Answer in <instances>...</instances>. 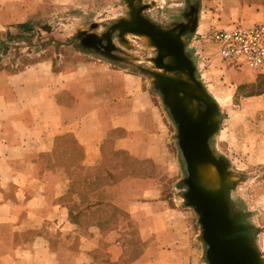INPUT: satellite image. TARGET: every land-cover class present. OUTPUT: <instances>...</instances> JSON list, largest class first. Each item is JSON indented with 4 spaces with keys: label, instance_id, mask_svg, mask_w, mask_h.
Instances as JSON below:
<instances>
[{
    "label": "crops",
    "instance_id": "0c3cea01",
    "mask_svg": "<svg viewBox=\"0 0 264 264\" xmlns=\"http://www.w3.org/2000/svg\"><path fill=\"white\" fill-rule=\"evenodd\" d=\"M82 1L0 0V36ZM201 4V38L215 25L264 21V0ZM119 41L105 54L62 44L17 69L3 58L0 264H208L193 211L168 193L167 113ZM225 65L222 79L241 92L233 116L243 119L249 167L264 168V70ZM254 191L264 250V184Z\"/></svg>",
    "mask_w": 264,
    "mask_h": 264
},
{
    "label": "rangeland",
    "instance_id": "374dc122",
    "mask_svg": "<svg viewBox=\"0 0 264 264\" xmlns=\"http://www.w3.org/2000/svg\"><path fill=\"white\" fill-rule=\"evenodd\" d=\"M91 1L84 0L71 7L51 9L42 19L22 24L26 27L20 25L13 31L4 32L0 36V65L5 55H8L11 57L9 65L14 69L20 68L30 61L56 53L62 44H75L86 49L88 45L82 40L92 33L99 35L104 45H107L106 34H109L118 44L120 37L126 39L128 44L125 45L124 51L128 55L138 56L141 63L145 65V76L151 81V88L158 95L167 113L170 143L175 153V160L171 166L173 174L169 176V196L173 201L193 211L194 231L207 259V245L203 239L200 215L194 207L189 205L185 197L187 191L185 179L188 171L179 145L178 126L162 94L155 86L153 73L161 71L153 61L157 55V49L146 36L125 31L122 26L123 22L131 21L134 15L140 14L156 27L177 28L180 24L188 22L191 7L197 8L195 16L198 22L201 13L206 14L202 12L201 0H135L134 3L130 0H95V3L90 4ZM211 18L216 19V16L212 14ZM222 26H212L211 30ZM203 34L205 33L197 32V27L196 30L187 32L184 36V46L187 55L196 66V77L206 90L215 98L217 89H223L221 93H217V101L220 103H218L219 127L222 125L224 135L214 134L209 139V145L212 153L226 162L222 174L228 182L232 206L253 227L255 244L264 259V250L261 248L262 239L259 235L261 226L254 222L256 219L252 215L255 210L251 207L254 189L264 184V168L249 167L248 137L239 127L243 119H236L233 116L239 110L241 92L233 94V84L222 79L223 69L225 71V68L231 67H227L217 57L212 43L203 41L201 38ZM100 51L102 54L108 52L105 47H102ZM6 61L8 62V59ZM189 106L197 113L200 103L189 101ZM212 166L214 174H217L219 167L215 164Z\"/></svg>",
    "mask_w": 264,
    "mask_h": 264
},
{
    "label": "water",
    "instance_id": "95a60500",
    "mask_svg": "<svg viewBox=\"0 0 264 264\" xmlns=\"http://www.w3.org/2000/svg\"><path fill=\"white\" fill-rule=\"evenodd\" d=\"M196 14L197 8L191 7L188 22L177 28L156 27L140 14L122 26L125 31L146 36L158 51L153 61L161 71L153 73L155 86L178 126L179 145L188 171L185 197L200 215L209 264H264L255 244L253 227L232 206L228 182L222 174L226 162L217 158L209 145V139L219 129L218 101L196 77V66L184 46L185 34L196 30ZM93 36L106 49L112 42L106 34L107 45H104L95 33L87 35L82 42L97 47ZM189 101L200 103L197 113L190 109ZM204 161L219 167L217 174L213 166L212 175L205 174V178L215 181L214 187L200 179V164Z\"/></svg>",
    "mask_w": 264,
    "mask_h": 264
},
{
    "label": "built area",
    "instance_id": "2783aa9c",
    "mask_svg": "<svg viewBox=\"0 0 264 264\" xmlns=\"http://www.w3.org/2000/svg\"><path fill=\"white\" fill-rule=\"evenodd\" d=\"M202 39L215 46L216 55L223 63L264 70V21L231 22L212 29Z\"/></svg>",
    "mask_w": 264,
    "mask_h": 264
},
{
    "label": "bare ground",
    "instance_id": "6f19581e",
    "mask_svg": "<svg viewBox=\"0 0 264 264\" xmlns=\"http://www.w3.org/2000/svg\"><path fill=\"white\" fill-rule=\"evenodd\" d=\"M205 174L212 175V165L207 161H204L200 164V179L204 184L208 186H216L215 181L213 182V180H208L207 178H205Z\"/></svg>",
    "mask_w": 264,
    "mask_h": 264
},
{
    "label": "flooded vegetation",
    "instance_id": "af4514ba",
    "mask_svg": "<svg viewBox=\"0 0 264 264\" xmlns=\"http://www.w3.org/2000/svg\"><path fill=\"white\" fill-rule=\"evenodd\" d=\"M93 41L96 43V38H95L94 36H93ZM96 45H97V47H101V48H102V46H101V45L99 46L98 43H96ZM108 46H109V44H108ZM101 48H100V49H101ZM157 52H158V51H157Z\"/></svg>",
    "mask_w": 264,
    "mask_h": 264
},
{
    "label": "trees",
    "instance_id": "16d2710c",
    "mask_svg": "<svg viewBox=\"0 0 264 264\" xmlns=\"http://www.w3.org/2000/svg\"><path fill=\"white\" fill-rule=\"evenodd\" d=\"M22 27H26L25 25H22Z\"/></svg>",
    "mask_w": 264,
    "mask_h": 264
}]
</instances>
